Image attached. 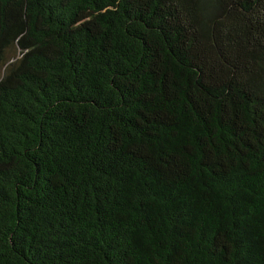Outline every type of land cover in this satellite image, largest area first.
Instances as JSON below:
<instances>
[{
  "label": "trees",
  "instance_id": "obj_1",
  "mask_svg": "<svg viewBox=\"0 0 264 264\" xmlns=\"http://www.w3.org/2000/svg\"><path fill=\"white\" fill-rule=\"evenodd\" d=\"M0 264H264V0H0Z\"/></svg>",
  "mask_w": 264,
  "mask_h": 264
}]
</instances>
